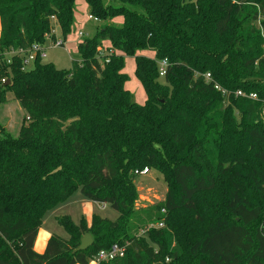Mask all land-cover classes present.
Returning a JSON list of instances; mask_svg holds the SVG:
<instances>
[{"label": "trees", "instance_id": "1", "mask_svg": "<svg viewBox=\"0 0 264 264\" xmlns=\"http://www.w3.org/2000/svg\"><path fill=\"white\" fill-rule=\"evenodd\" d=\"M85 1L93 19L123 21L84 38L63 70L39 57L25 68L24 59L58 30L66 39L76 0H0V105L12 93L26 117L18 136L0 129V264H91L127 242L123 258L98 264H264V0ZM126 57L144 105L125 88ZM145 167L168 191L137 211ZM77 192L118 220L57 218L67 237L53 234L38 254L45 214ZM204 197H218V209L192 224L186 214ZM87 233L93 246L75 254Z\"/></svg>", "mask_w": 264, "mask_h": 264}, {"label": "rangeland", "instance_id": "2", "mask_svg": "<svg viewBox=\"0 0 264 264\" xmlns=\"http://www.w3.org/2000/svg\"><path fill=\"white\" fill-rule=\"evenodd\" d=\"M104 3L106 5H110L112 3L113 5L119 4L115 0H104ZM86 6L87 4L85 0L76 1L74 21L70 34L64 40L61 36L60 30H58L55 34L54 41L47 40L43 63H51L58 69L70 70L73 62L80 59L78 45L84 38H92L97 29H100L107 24L119 26L123 21L122 18H115L106 22L94 21L90 18V14ZM60 43H63L64 45H57ZM142 54L147 57L152 55L151 52H143ZM124 73L128 76L125 88L131 93L133 102L138 105H144L146 101V94L135 76V61L133 58H125ZM159 81L161 83H166L165 78H160ZM7 99V103L0 105V129L12 134L13 136H18L20 128L25 122V113L19 106V103L15 100L12 93H8ZM146 168L149 170L148 173L142 174ZM167 180H165L161 173L151 167H145L139 171V175H137L134 181L137 194L134 209L141 211L164 201L168 191L169 180ZM218 206V197H204L199 205V212L197 214L190 213L186 215L190 223L196 224L197 216H200L203 219L207 217L211 218L212 214L218 209ZM87 213L101 216L102 218H106L112 222L117 221L119 218L118 212L111 209L110 206L88 201L83 198L79 192H77L72 195L67 202L60 204L58 207L45 214L43 221L45 225L43 228H54V231H57L56 233L67 237L63 229L59 227L57 218H62L68 215L75 224H78L82 217H87ZM90 220L91 218H88L87 221L90 222ZM156 226L157 228H160L157 224H152L145 229L149 230L155 228ZM189 230H191V228H189L188 231ZM140 234L145 235V231L142 230ZM185 240L189 242L191 237H187ZM172 249L176 250L177 247L173 245ZM179 249L180 253L188 258L189 252L187 246H181Z\"/></svg>", "mask_w": 264, "mask_h": 264}, {"label": "built area", "instance_id": "3", "mask_svg": "<svg viewBox=\"0 0 264 264\" xmlns=\"http://www.w3.org/2000/svg\"><path fill=\"white\" fill-rule=\"evenodd\" d=\"M91 19H93L92 17H90ZM95 21H97L96 19H93ZM60 46H63V43L57 44ZM12 54V53H11ZM11 54L9 55H5V59L4 61H6L7 63H10V57ZM15 54V53H13ZM41 58L43 60V58L45 57V47H42L41 45H33L29 52L28 55L26 56V58L24 59V67L28 68L30 66H32L35 61L37 60V58ZM2 60L0 59V74L2 72ZM169 67V63L166 60H163L161 62H159V73H160V77L164 78L167 74V69ZM24 69V68H23ZM204 78L206 80L207 83L213 84V87L215 90H217L218 92H220V94L223 97H226L229 95L228 91L223 89L217 82H215L211 76V74H205ZM7 80L6 79H2V83H6ZM235 96L236 97H241V98H248L251 100H256L257 96L255 94H250L247 95L246 93H244L243 91H237L235 92ZM148 168H146L142 174H146L148 173ZM158 226L160 228L164 227L163 223L158 224ZM157 227V226H156ZM129 246V243H126L124 245H119L116 244L114 245L109 251L106 250H102L99 252V254L94 258L93 262L94 263H100V262H108V261H113L117 258H123L125 253H126V249Z\"/></svg>", "mask_w": 264, "mask_h": 264}, {"label": "crops", "instance_id": "4", "mask_svg": "<svg viewBox=\"0 0 264 264\" xmlns=\"http://www.w3.org/2000/svg\"><path fill=\"white\" fill-rule=\"evenodd\" d=\"M86 7H87V10H88V6H86ZM0 32H1V25H0ZM154 57H155V54L152 53L150 58H154ZM92 216H93L92 214H88L87 213V217H85V218L88 220V218H91ZM44 225L45 224L43 223L41 229L38 232V236H37V239H36V242H35V246H34V250L38 254H43L45 252L47 244H48V242L51 239L53 234L59 235L58 233H56L57 231L56 232L54 231L55 230L54 228H51V229L43 228ZM59 236H61V235H59ZM91 264H97V263L92 262Z\"/></svg>", "mask_w": 264, "mask_h": 264}, {"label": "water", "instance_id": "5", "mask_svg": "<svg viewBox=\"0 0 264 264\" xmlns=\"http://www.w3.org/2000/svg\"><path fill=\"white\" fill-rule=\"evenodd\" d=\"M9 83L10 81H7L5 85H8ZM93 244H94V240L92 236L87 233L82 237L80 246L74 251V253L76 254L78 252L86 251L87 249L92 247Z\"/></svg>", "mask_w": 264, "mask_h": 264}]
</instances>
